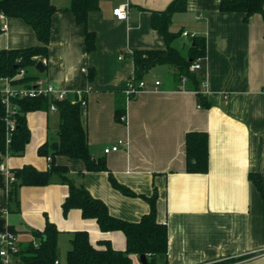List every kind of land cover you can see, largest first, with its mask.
Here are the masks:
<instances>
[{"label":"crops","instance_id":"crops-1","mask_svg":"<svg viewBox=\"0 0 264 264\" xmlns=\"http://www.w3.org/2000/svg\"><path fill=\"white\" fill-rule=\"evenodd\" d=\"M50 1L59 11L52 17L46 69L37 72L39 78L67 91L69 99L76 91L84 92L82 122L91 157L103 159L116 182L140 196L121 194L109 183L108 172H87L81 160L57 157L56 164L68 170L67 178L125 221H138L148 213L145 197L155 195L156 219L168 232L167 264H264V200L249 179V174L259 175L264 191L262 17L255 14L244 23L240 13H221L220 0H187L186 11L173 16L171 31L205 36L202 91L210 108L202 109L196 94L185 90L186 82L178 81L169 68V75L158 79L160 65L142 78L150 89L130 99L125 95L133 77L132 53L165 47L151 27L150 12L165 10L173 0H99V11L89 14L85 28L67 11L70 0ZM122 3L129 6L125 21L112 14ZM2 23L7 29L0 33V51L39 45L22 20L5 17ZM85 29L95 34L91 53L85 50ZM186 40L180 36L175 46L184 52ZM155 81L160 82L157 90L152 89ZM123 109L121 123L115 113ZM26 121L29 143L23 155L5 159L10 173L23 166L47 170V159L38 149L57 141V112H30ZM189 132L208 135L206 174L185 172ZM116 145V151L104 153ZM8 190V176L0 172V233L8 228L41 232L48 220L59 231L58 241L85 231L95 247L109 241L113 249H125L121 232H101L95 220L83 219L77 209L62 214L68 185L59 177L46 186L18 187L17 202H9ZM16 236L17 248L31 240L30 233ZM57 261L61 264L59 257ZM8 264H19L15 254Z\"/></svg>","mask_w":264,"mask_h":264},{"label":"trees","instance_id":"trees-1","mask_svg":"<svg viewBox=\"0 0 264 264\" xmlns=\"http://www.w3.org/2000/svg\"><path fill=\"white\" fill-rule=\"evenodd\" d=\"M187 0H173L165 10L150 12L151 27L163 39L164 48L161 50L136 51L132 53L133 78L142 80L144 75L153 67L165 65L172 75L181 82L186 79L185 90L193 91L197 96L200 108L209 109L210 104L202 94L201 84L205 77V62L203 70L191 72V65L198 58L205 59V36L196 35L185 47V52L175 46V42L182 36L183 31H171L170 26L175 14L186 11ZM59 11L50 0H0V14L7 18L22 20L34 32L38 46L24 49H4L0 51V79L14 77L20 69L25 71L22 79L13 84L29 86L35 82L40 74L34 69L37 58H48V47L51 36L53 15ZM67 11L74 16L76 25L86 27L89 14L99 11V0H70ZM221 13H240L244 23L258 14L264 23V0H220ZM1 24V22H0ZM1 33V25H0ZM193 43V44H192ZM84 46L87 53L95 49V34L85 29ZM92 79V73H89ZM0 94V163L4 156H21L29 143L30 132L27 126L26 115L35 111H49L51 104L57 107L59 126L57 141L46 142L38 149V154L50 157L51 167L45 171H38L32 166H23L13 170V180L9 182L8 200L17 202V188L20 186H46L54 176L68 185V195L61 205L64 216L71 209L81 212L83 219H93L103 233L121 232L125 238V249L115 250L109 241H99L101 248L93 246L85 231L71 233L70 248L65 255V264H141L138 258L146 257L147 264H167L168 232L165 224L156 219V197L152 195L145 199L150 210L138 221H125L113 217L107 206L95 199L83 187L76 186L67 178L65 166L56 164L57 157L81 160L87 172H108L103 159L91 157L87 143L86 128L82 122L83 110L78 102L68 100L55 102L50 98H24L15 100L18 111L14 116L16 128L12 133L11 142L5 144V110ZM124 109L115 113L116 120L123 123ZM208 135L206 132H189L185 135V172L189 174H206L208 171ZM109 173V172H108ZM261 198L264 200V191L260 177L249 174ZM109 183L121 194L128 197H137L128 188L118 184L109 173ZM144 197V196H143ZM13 234L30 233L31 240L19 245L15 256L19 264H54L58 259V235L55 225L46 220L43 231L16 232L8 228ZM239 258L237 261L242 260ZM236 261V260H235ZM232 261L231 263H233ZM0 264L2 262L0 261ZM223 264V263H222Z\"/></svg>","mask_w":264,"mask_h":264},{"label":"built area","instance_id":"built-area-1","mask_svg":"<svg viewBox=\"0 0 264 264\" xmlns=\"http://www.w3.org/2000/svg\"><path fill=\"white\" fill-rule=\"evenodd\" d=\"M129 11V6L127 3H122L115 7L112 10L113 16L119 21L127 20V14ZM5 19L3 14H0V21L2 22ZM7 25H1V31H6ZM183 36H187V33H183ZM193 36V35H192ZM191 36V37H192ZM37 62L40 61L44 66L47 64L46 58H37ZM203 59L198 58L191 65L190 71L196 72L201 71L203 69ZM35 69V68H34ZM36 71V70H35ZM37 72V71H36ZM25 74L23 69H20L18 73L12 78H2L0 79V94L2 96V104L5 110V144L8 146L11 142L12 133L16 128V123L14 120V116L16 112L19 110L18 106L15 104V100H21L24 98H38V97H46L50 98L55 102H63L68 100L70 103L78 102L82 108L85 110L87 106L86 99L84 98V92L76 91L74 93V98L69 99L67 91L55 86L51 82H49L45 78H38L35 82L31 83L29 86H22L13 84L16 80L22 79ZM182 83L185 82V79L182 78ZM160 85L159 81L154 82L153 90H157ZM204 88V81L201 84V90ZM150 89L149 84L144 80H134L131 77L125 89V95L127 98H132L139 94L142 91ZM88 91V90H87ZM204 95V90L202 91ZM227 96H225V99ZM49 111L57 112V107L54 104H51L49 107ZM125 121V117L121 118ZM118 149V146H113L111 148L105 149L104 153L107 154L109 152H114ZM8 157V154L4 156L3 161L0 163V172L5 173L8 176L9 182L13 180L12 174L6 168L4 161ZM47 159V167H51V159L50 157H46ZM17 250V236L11 233L8 229L4 232L0 233V259L2 264H8L10 256L16 253ZM54 264H58L56 260Z\"/></svg>","mask_w":264,"mask_h":264},{"label":"rangeland","instance_id":"rangeland-1","mask_svg":"<svg viewBox=\"0 0 264 264\" xmlns=\"http://www.w3.org/2000/svg\"><path fill=\"white\" fill-rule=\"evenodd\" d=\"M186 41H187L186 44L188 45L189 38H187ZM157 68H158L159 71H162V74L158 78V79H160L162 81L164 76H166L167 74L169 75V73L167 72V68L168 67L165 66V65H160V67H157ZM146 79L148 80L149 77H147ZM70 238H71V236H66V235H64V236L62 235L59 238V241H58V257H59V260L61 261L60 262L61 264H65V254H66V251L70 248V245H69Z\"/></svg>","mask_w":264,"mask_h":264},{"label":"water","instance_id":"water-1","mask_svg":"<svg viewBox=\"0 0 264 264\" xmlns=\"http://www.w3.org/2000/svg\"><path fill=\"white\" fill-rule=\"evenodd\" d=\"M193 44V43H192ZM35 70L37 71V72H39V73H43L44 71H45V69H46V67L40 62V61H38L36 64H35ZM138 260H139V262L141 263V264H147V262H146V257L144 256V255H142V256H140L139 258H138Z\"/></svg>","mask_w":264,"mask_h":264},{"label":"bare ground","instance_id":"bare-ground-1","mask_svg":"<svg viewBox=\"0 0 264 264\" xmlns=\"http://www.w3.org/2000/svg\"><path fill=\"white\" fill-rule=\"evenodd\" d=\"M183 33H187V32H183ZM183 33H182V36H183ZM193 35V36H192ZM192 36V37H191ZM195 35L194 34H191V35H189L188 33H187V36H183V37H186V38H189L190 40L194 37ZM204 61V60H203ZM203 64V63H202ZM203 70V69H202ZM196 72H200V71H196ZM185 79V78H184ZM182 80V79H181ZM185 81H186V79H185ZM182 83V82H181ZM185 83V82H184ZM184 83H182V84H184Z\"/></svg>","mask_w":264,"mask_h":264}]
</instances>
